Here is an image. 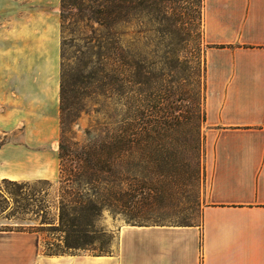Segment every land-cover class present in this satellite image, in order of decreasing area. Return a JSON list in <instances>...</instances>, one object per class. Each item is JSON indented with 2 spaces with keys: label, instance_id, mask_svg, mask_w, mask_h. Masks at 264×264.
Listing matches in <instances>:
<instances>
[{
  "label": "crops",
  "instance_id": "1",
  "mask_svg": "<svg viewBox=\"0 0 264 264\" xmlns=\"http://www.w3.org/2000/svg\"><path fill=\"white\" fill-rule=\"evenodd\" d=\"M59 8L60 0H0V131H52L56 162L19 164L1 180L58 175ZM202 9L209 184L200 222L124 224L115 250L98 256L46 255L38 234L0 230V264H264V0H203ZM37 135L34 160L44 150L33 148L49 143Z\"/></svg>",
  "mask_w": 264,
  "mask_h": 264
},
{
  "label": "trees",
  "instance_id": "2",
  "mask_svg": "<svg viewBox=\"0 0 264 264\" xmlns=\"http://www.w3.org/2000/svg\"><path fill=\"white\" fill-rule=\"evenodd\" d=\"M138 4L150 11V0H60L62 23L70 6L87 8L104 30L84 89L94 87L111 103L71 149L60 142L55 182L1 180L0 219L18 224L0 230L44 233L46 255L111 253L106 244L112 236L99 224L105 211L126 224L149 225L142 221L150 220V173L160 172L169 149L164 134L150 132V28L136 29L150 27V16L140 20ZM68 91L60 72L59 137L72 104Z\"/></svg>",
  "mask_w": 264,
  "mask_h": 264
},
{
  "label": "rangeland",
  "instance_id": "3",
  "mask_svg": "<svg viewBox=\"0 0 264 264\" xmlns=\"http://www.w3.org/2000/svg\"><path fill=\"white\" fill-rule=\"evenodd\" d=\"M202 6L203 0H150V11L142 4L137 7L140 20L143 16H150V27L147 23L136 27L138 30L140 26L150 28V132L159 130L164 134L162 142L165 141L169 149L168 160L159 167L160 172L150 173L153 179L150 184V220L142 223L200 222L207 201L209 169L206 165L204 123L206 44L203 39ZM60 9L61 6L59 15ZM90 15L87 8L80 12L70 6L66 9L63 23L59 19L61 74L72 104L63 116L60 137L55 145L59 146L64 140L69 149L74 141L85 137L88 127L102 120V111L111 103L94 87L84 89V85H89L88 75L98 61V42L104 34V30L88 18ZM120 30L124 31L122 27ZM121 38L124 40L125 37ZM84 77H87L86 80ZM25 133L30 138L25 137ZM35 134L40 141L49 143L33 148L44 150L43 155L34 160L28 143L32 142L30 140L35 138ZM51 136L50 130L0 131V149L3 148L0 153L5 159L0 162V172H13L19 164L27 171L55 168L54 156L49 152L54 147L49 139ZM56 179L57 176L47 180L55 182ZM0 185L4 187L1 179ZM15 221L0 219V228L16 226L18 223ZM99 224L112 236L106 248L113 252L118 230L126 222L120 217L113 218L105 211ZM34 233L39 235L44 252L45 234ZM76 253L89 254L83 250Z\"/></svg>",
  "mask_w": 264,
  "mask_h": 264
},
{
  "label": "bare ground",
  "instance_id": "4",
  "mask_svg": "<svg viewBox=\"0 0 264 264\" xmlns=\"http://www.w3.org/2000/svg\"><path fill=\"white\" fill-rule=\"evenodd\" d=\"M96 259H97V257H96Z\"/></svg>",
  "mask_w": 264,
  "mask_h": 264
}]
</instances>
